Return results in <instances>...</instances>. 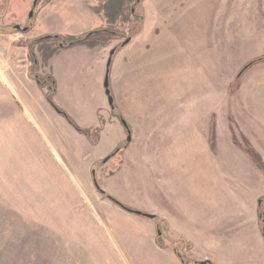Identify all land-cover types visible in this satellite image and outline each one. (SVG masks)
I'll return each instance as SVG.
<instances>
[{"label": "rangeland", "instance_id": "obj_1", "mask_svg": "<svg viewBox=\"0 0 264 264\" xmlns=\"http://www.w3.org/2000/svg\"><path fill=\"white\" fill-rule=\"evenodd\" d=\"M50 1L0 0V264H216L211 240L224 236L223 227L204 221L200 195H240L243 207L257 195L262 234L264 170L239 145L247 139L264 159V0H126L114 21L111 0H97L111 31L97 37L110 48L101 100L84 64L72 80L79 98L70 99L79 115L101 105L97 147L57 119L48 133L51 81L41 87L35 76L50 72L38 44L34 62L29 27L74 32L70 21L86 14L66 2L91 0ZM60 98L67 102L63 89ZM189 209L196 225L171 224ZM217 209L215 219L238 215Z\"/></svg>", "mask_w": 264, "mask_h": 264}, {"label": "crops", "instance_id": "obj_2", "mask_svg": "<svg viewBox=\"0 0 264 264\" xmlns=\"http://www.w3.org/2000/svg\"><path fill=\"white\" fill-rule=\"evenodd\" d=\"M64 1L66 0H63V2ZM50 2H52V0ZM79 2L81 1L76 2V4L66 2L68 9L77 7L78 10H82L86 14V18H81L80 21H70L71 25L75 24L74 26L76 31L73 32L70 30L69 32H66L67 34L63 35L65 28L55 26L50 29L43 30L40 34H35L33 31L34 25H32L29 30L31 38H39L47 35H53L54 33H60L64 39L69 40L74 37L85 36L89 32L99 30L106 25V19L101 11H99L97 0L82 3ZM68 13V16H74L73 12L68 11ZM53 46H55V44H53ZM101 48L103 49L101 50ZM109 49L110 48L107 46L101 44V42L96 46L80 44L61 48L48 60L49 75L56 77L59 84V91H57V93L53 96L54 102L62 109L68 111L80 127L89 130L91 133L98 134L95 141L87 134L79 131L67 120L64 115L59 113L55 107L47 101L49 106V117L46 125L50 135L56 133L55 119H57L66 124L68 123V126H70L72 130L76 131L78 137L80 136L85 139V142H87V144L91 147H97L100 145L101 133L103 134L105 131V123L101 121V119H103L101 116V105L99 106V104L94 103L89 106L92 108H89L88 113L85 115H79L72 110L70 99L74 103L77 102L79 98L74 95L75 92L76 94H78V92L75 91L76 88H72L75 86L72 84V80L75 77L74 72L78 69L80 64H84L90 66L93 70L91 79L96 83V94L101 100V78H103L105 74L104 64L106 62ZM61 89H63L67 94L66 103L60 100ZM122 91V88H117L116 94H122ZM120 140L121 134L116 144ZM65 149L67 152L66 155L69 158L72 156L74 159L76 150L70 147H66ZM165 195L169 194L163 193V198ZM200 196L202 197L201 205L203 204V206L201 207L198 202V207L202 209L204 221L207 222L209 226L212 224L213 226L217 225L223 227V229L220 228V230L224 236L217 239L212 238L211 240L212 242H215V246L217 248V252L214 251V255L219 253L221 256L217 260L216 264H264V236L263 233L261 234L259 231V206L262 204L261 198L258 199L257 195H254L252 200H248V202L245 203V207H243L240 200L241 197H239L240 195H219V197L218 195ZM219 206L220 209L225 211L229 209L231 213L238 215H232L229 217L228 214H226L222 219H215V213L217 212V208H219ZM165 210L167 209L165 208ZM190 211V209L188 212H185V210L184 212L181 211L182 216L185 218L184 220H182V218H175L174 220L170 218L169 221L171 224L176 221L177 223L183 222L187 225ZM166 214L167 216L170 215L167 211L164 212L163 215L166 216ZM192 225L196 224L193 223ZM234 226L238 227L237 232L232 233L234 230L229 231V229Z\"/></svg>", "mask_w": 264, "mask_h": 264}, {"label": "trees", "instance_id": "obj_3", "mask_svg": "<svg viewBox=\"0 0 264 264\" xmlns=\"http://www.w3.org/2000/svg\"><path fill=\"white\" fill-rule=\"evenodd\" d=\"M126 2V0H111L110 1V7H109V17L110 19H112V21H114L117 17H119L121 15L122 9L124 7V3ZM31 27H29L30 29ZM107 33V32H111L108 28H101L99 30L94 31V33L90 36H78V37H74L71 38L69 40L64 39L61 35H50L49 37H39L36 38L34 40L31 41L30 43V52L32 53V55L34 56V62L36 64L39 63V57L36 55V52L34 50V44H38L39 46V50L42 53L43 58L45 59L46 62H48V60L61 48H65V47H71V46H75V45H80V44H85V45H89V46H96L98 45L100 42H102L101 39H97L98 35L100 33ZM95 36V39H92ZM55 39L58 44L56 43L55 46L51 45V46H43L41 43L47 40H52ZM62 41H66L65 45L63 47L60 46V43ZM117 50V49H116ZM35 79L37 80L39 86L44 87L48 84L49 80L51 81L49 86L50 92L48 94V101L55 107V109L61 113L62 115H64L67 120L73 124L79 131L84 132L86 134H89L88 130L85 129H81L75 122L74 120L67 114V112H65V110H63L61 107H59L53 99V96L55 95L56 91H57V86H56V80L52 75H48L47 78H42L41 75H36ZM123 119V118H122ZM130 128V127H128ZM215 130L213 129L212 131V135L214 137V132ZM215 146V142L214 140L211 141V147L214 148ZM245 152H247L251 158L254 160V162L257 164L258 167H260L261 169L264 170V159L262 158V156L259 154V152L253 147V145L246 139V145H239ZM122 149L119 147L117 148L114 153H112V156L118 154ZM110 158V157H108ZM95 183H96V179H95ZM98 184V182H97ZM96 184V185H97ZM98 189H100V191H102L103 194H106V192L104 190H101L99 184L97 185ZM260 218L261 221L264 224V211L261 210L260 211ZM263 233H264V227H263ZM164 245V244H163ZM196 263H200V262H196ZM208 264H213L211 261L207 262Z\"/></svg>", "mask_w": 264, "mask_h": 264}, {"label": "water", "instance_id": "obj_4", "mask_svg": "<svg viewBox=\"0 0 264 264\" xmlns=\"http://www.w3.org/2000/svg\"><path fill=\"white\" fill-rule=\"evenodd\" d=\"M33 14H34V12L32 11V12L30 13V16L32 17ZM15 27H16V29H22V30H24V31H27V30H28V27H27V26H26V27H22L21 25H18V24H17ZM93 33H94V31H91V32H89V33L87 34V36H90V35H92ZM49 36H50V35H47L46 37H49ZM130 40H131V38H128V39L124 42V44L129 43ZM65 42H66V41H62V42L60 43V46L63 47V46L65 45ZM115 52H116V49L113 48L112 51H111V53H110V57H109V61H108V67H110V65H111V63H112V58H113V55L115 54ZM248 66H249V65H247L246 67H244V68L242 69L241 73H242V72H243ZM241 73L239 74V76L241 75ZM104 86H105L106 94H107V96H108V98H109V103H110V105L112 106V108H114V107H115V98H114V96H113V94H112V91H111V88H110L109 68H108V71H107V76H106V79H105ZM123 122H124L125 126H126L127 129H128V137H127V141L130 142V141L132 140L131 129L128 128L129 126L127 125V123H126L125 120H123ZM106 160H107V159H105V161H106ZM96 184H97V180H96ZM97 185H98V184H97ZM111 199H113L114 201L118 202L120 205H122L123 207H125L127 210H129V211H131V212L137 213V214H139V215L147 216V217H150V218H155V214L146 213V212H143V211H141V210H136V209H133V208L127 207V206L123 205V203L119 202L118 200H116V199L113 198V197H111ZM159 233H161V232H159ZM201 264H207V261H202Z\"/></svg>", "mask_w": 264, "mask_h": 264}, {"label": "flooded vegetation", "instance_id": "obj_5", "mask_svg": "<svg viewBox=\"0 0 264 264\" xmlns=\"http://www.w3.org/2000/svg\"><path fill=\"white\" fill-rule=\"evenodd\" d=\"M94 172V174L96 173L95 171H93Z\"/></svg>", "mask_w": 264, "mask_h": 264}]
</instances>
